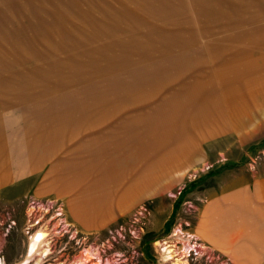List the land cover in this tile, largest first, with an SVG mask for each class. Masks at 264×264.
Returning <instances> with one entry per match:
<instances>
[{"label":"rangeland","instance_id":"374dc122","mask_svg":"<svg viewBox=\"0 0 264 264\" xmlns=\"http://www.w3.org/2000/svg\"><path fill=\"white\" fill-rule=\"evenodd\" d=\"M63 122L133 140H96L83 179L77 141L48 140ZM0 175L1 264L37 228L49 252L27 264H171L163 241L188 264H264L245 246L264 206V0H0Z\"/></svg>","mask_w":264,"mask_h":264},{"label":"crops","instance_id":"0c3cea01","mask_svg":"<svg viewBox=\"0 0 264 264\" xmlns=\"http://www.w3.org/2000/svg\"><path fill=\"white\" fill-rule=\"evenodd\" d=\"M108 125L105 126H92L91 123L88 124H84L83 122L77 123L76 125L74 124H67L65 122L63 123H57V124H53V128H51L50 132H52L51 134H48V140L53 141L52 143H54L52 146H55L57 144L58 141H60L61 139L63 140H68V141H77L75 146L72 148V151H75L76 153L82 155V159L80 160V164L79 163H75L74 165H77V167H74V174H80L81 178L84 179V172H82V167H84L85 163H88V161L91 159L93 151L92 149H90L91 147H93V144L96 142V140H100V141H105V142H111L113 141V139L116 136H113L111 138V134H116L119 136V138L123 137L124 135H128V138L130 139V142L133 140L132 139V135L131 134H120V130H116V128L112 129L113 127H106ZM87 127V128H85ZM146 127V126H143ZM146 130V128H143ZM106 129V131H104L103 133L99 132L98 130H102V129ZM102 138V140H101ZM141 138V141L144 143H148L149 139H148V134L147 133H141L139 139ZM23 151L20 152V154ZM86 157V159L83 160V158ZM28 163V162H27ZM93 174V173H92ZM77 176V175H75ZM94 174L92 176H86V177H93ZM97 176V175H95ZM78 177V176H77ZM81 182V181H80ZM73 186V185H72ZM87 190H91L88 191L90 193L92 192H96L93 189V184H91L89 187L86 188ZM85 191V192H86ZM84 192V193H85ZM83 199V198H82ZM82 201V200H81ZM81 201L79 200L78 205H81ZM212 206L214 205H210L206 208V212L209 214L208 210L209 207L210 209L212 208ZM211 215V214H210ZM234 221V220H233ZM202 223V222H201ZM201 227V224H200ZM201 233H204V235L207 236L206 232L204 230L201 229ZM250 242V241H248ZM229 243H234L233 240L229 241ZM244 242L241 241V239H239L237 237V241H235V244L241 246ZM247 243L245 242V245ZM236 245V246H237ZM226 247H229L228 244H226Z\"/></svg>","mask_w":264,"mask_h":264},{"label":"bare ground","instance_id":"6f19581e","mask_svg":"<svg viewBox=\"0 0 264 264\" xmlns=\"http://www.w3.org/2000/svg\"><path fill=\"white\" fill-rule=\"evenodd\" d=\"M102 181L100 180L99 183L101 185H103V186H104L105 183L107 185H108V183L111 184V185H117V183L115 184L114 181L111 180V179L102 180ZM104 187H107V186H104ZM88 191H90V190H87L83 194V199L82 200H83V202H85L84 204L85 205L96 204V203H93L94 201L91 200V198H92L90 196L91 193L88 192ZM107 191H109V190H107ZM215 209H216V206L212 207L211 210L209 208V210H208L209 215L212 214V212L214 213ZM257 212H258L259 219H262V220H260V223L258 224L259 228H256L257 231L260 232V235L257 236V234H256V236L258 238H261V239H259V240L257 239L256 242H253V241L249 240L250 242L247 243L248 246H249V249H250V246L252 247V244H257V246L258 245L264 246V206H261V207L257 208ZM228 218L229 217L222 216V220H221V217L219 219L221 220V222L224 221L226 223V220ZM231 218L233 220V217H231ZM214 223H215V221L212 222L209 225L210 229H212L213 227H215ZM237 232H238V230H237ZM218 233H219V231H218ZM218 235H220V234H218ZM46 236H47V233L42 228H37L30 235L29 240H28V243H27V247H26V255H25V258H24V260L22 261L21 264H27L30 261L32 255L35 254V253H39L40 255L45 256L49 252V247H48V242L46 240ZM214 237H216V236H214ZM220 239H222V237ZM159 245H160L161 250H162V252L164 254L165 260H169L171 264H188L187 263V260L185 259V257L187 256L188 248H186V247L182 248L183 250H182L181 254H179V253H177L175 251L174 245L173 244H169L167 241H163V242L159 243ZM243 247H244V245H241V246L237 245L234 248V250L239 251V250H242ZM242 251H244V249ZM242 251H240V252H242ZM90 256H92V255H89L88 257H86L84 259V261H81V260L75 261L73 264H83L84 262L88 261L89 258H91ZM98 260H99V258H98ZM252 261L255 264H257V263L259 264L260 263V259H258V258L254 259V260L252 259ZM245 262L246 261H244L243 263L246 264ZM243 263L241 262V264H243ZM0 264H1V261H0ZM97 264H99V263H97Z\"/></svg>","mask_w":264,"mask_h":264},{"label":"trees","instance_id":"16d2710c","mask_svg":"<svg viewBox=\"0 0 264 264\" xmlns=\"http://www.w3.org/2000/svg\"><path fill=\"white\" fill-rule=\"evenodd\" d=\"M180 200L176 201L175 204H174V207L178 206Z\"/></svg>","mask_w":264,"mask_h":264}]
</instances>
